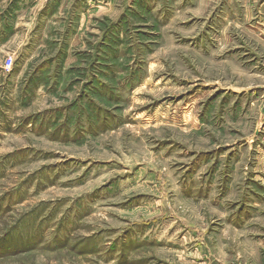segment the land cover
Returning a JSON list of instances; mask_svg holds the SVG:
<instances>
[{"label":"rangeland","instance_id":"rangeland-1","mask_svg":"<svg viewBox=\"0 0 264 264\" xmlns=\"http://www.w3.org/2000/svg\"><path fill=\"white\" fill-rule=\"evenodd\" d=\"M0 264H264V0H0Z\"/></svg>","mask_w":264,"mask_h":264},{"label":"built area","instance_id":"built-area-1","mask_svg":"<svg viewBox=\"0 0 264 264\" xmlns=\"http://www.w3.org/2000/svg\"><path fill=\"white\" fill-rule=\"evenodd\" d=\"M6 63H7V68H8V69H11V66H12V64H13V60H12L11 58H8V59L6 60Z\"/></svg>","mask_w":264,"mask_h":264},{"label":"bare ground","instance_id":"bare-ground-1","mask_svg":"<svg viewBox=\"0 0 264 264\" xmlns=\"http://www.w3.org/2000/svg\"><path fill=\"white\" fill-rule=\"evenodd\" d=\"M164 119V118H163ZM190 122V121H189ZM184 126V125H183ZM186 126H188V125H186Z\"/></svg>","mask_w":264,"mask_h":264},{"label":"trees","instance_id":"trees-1","mask_svg":"<svg viewBox=\"0 0 264 264\" xmlns=\"http://www.w3.org/2000/svg\"><path fill=\"white\" fill-rule=\"evenodd\" d=\"M103 41H104V38H103Z\"/></svg>","mask_w":264,"mask_h":264}]
</instances>
